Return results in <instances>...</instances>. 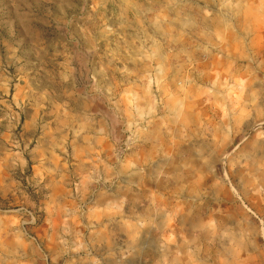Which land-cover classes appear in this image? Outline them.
I'll use <instances>...</instances> for the list:
<instances>
[{
  "label": "rangeland",
  "instance_id": "1",
  "mask_svg": "<svg viewBox=\"0 0 264 264\" xmlns=\"http://www.w3.org/2000/svg\"><path fill=\"white\" fill-rule=\"evenodd\" d=\"M0 264H264V0H0Z\"/></svg>",
  "mask_w": 264,
  "mask_h": 264
},
{
  "label": "built area",
  "instance_id": "2",
  "mask_svg": "<svg viewBox=\"0 0 264 264\" xmlns=\"http://www.w3.org/2000/svg\"><path fill=\"white\" fill-rule=\"evenodd\" d=\"M26 211V210H25ZM28 214H29V216H30V221L29 222H24L25 224H30V225H33V224H35V218L33 217V215L30 213V212H28V211H26ZM25 234L27 235V237L28 238H30V239H32L36 244H38L37 243V239L33 236V235H29L27 232H26V230H25Z\"/></svg>",
  "mask_w": 264,
  "mask_h": 264
}]
</instances>
